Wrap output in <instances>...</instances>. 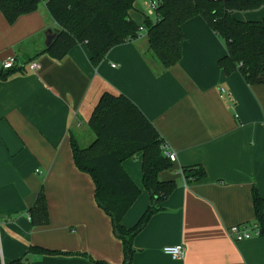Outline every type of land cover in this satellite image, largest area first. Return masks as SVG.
I'll return each mask as SVG.
<instances>
[{
    "label": "crops",
    "instance_id": "crops-1",
    "mask_svg": "<svg viewBox=\"0 0 264 264\" xmlns=\"http://www.w3.org/2000/svg\"><path fill=\"white\" fill-rule=\"evenodd\" d=\"M147 0H136L132 18L143 26ZM259 21L264 6L237 11ZM59 25L45 3L9 23L0 12V61L24 67L0 79V257L25 256L31 245L71 253L28 255L26 264H122V241L95 200L92 177L73 158V138L89 146V118L104 91L127 95L177 154L162 180L177 186L134 239L131 264H264V236L257 234L254 190L264 197V84H249L240 71L225 73L224 40L202 16L183 24L182 58L167 68L149 49L147 30L113 46L94 66L85 43L58 60L46 52ZM31 62L40 68L33 70ZM116 64V66H113ZM225 89V92L222 91ZM142 153L123 167L142 192L123 219L133 227L151 203L143 186ZM203 167L201 180L185 182L183 168ZM43 190L49 221L29 215ZM243 224L249 238L230 228ZM183 244L175 259L165 246ZM85 254H80V253Z\"/></svg>",
    "mask_w": 264,
    "mask_h": 264
},
{
    "label": "trees",
    "instance_id": "trees-1",
    "mask_svg": "<svg viewBox=\"0 0 264 264\" xmlns=\"http://www.w3.org/2000/svg\"><path fill=\"white\" fill-rule=\"evenodd\" d=\"M136 0H0V12L9 23L23 14L36 11L44 2L59 25L56 36L46 48L53 58L62 60L78 44L85 43L94 66L118 44L138 39L147 30L149 49L167 69L182 58L185 39L183 24L202 16L224 40L227 53L219 64L227 74L240 71L249 84H264V18L240 20L237 11L259 9L264 0H160L157 18L146 16L143 26L131 15ZM24 67L4 69L0 61V79L23 71ZM95 133L94 141L81 147L73 138L72 151L77 168L89 174L95 185V200L111 218L113 233L123 243L124 261L131 264L136 251L134 239L151 216L164 208L163 203L177 186L174 179L162 180L160 173L171 169L174 161L164 152L163 137L124 93L104 91L89 118ZM142 153L143 186L151 195V203L131 228L123 219L140 196L141 188L131 179L123 162ZM188 182L206 177L201 167L183 168ZM256 226L264 236V197L254 190ZM29 215L35 225L49 221L46 195L40 191ZM71 253L31 245L22 258L0 264H26L28 255ZM85 254V253H80ZM109 264L104 261H98Z\"/></svg>",
    "mask_w": 264,
    "mask_h": 264
},
{
    "label": "built area",
    "instance_id": "built-area-1",
    "mask_svg": "<svg viewBox=\"0 0 264 264\" xmlns=\"http://www.w3.org/2000/svg\"><path fill=\"white\" fill-rule=\"evenodd\" d=\"M160 4V0H148L147 1V6H148V11L147 14L149 16H152L154 18L156 17V12L157 8ZM17 61L15 57H9L1 61V66L4 69H9L12 67L17 66ZM113 66H116V64H113ZM29 67L33 70L39 69L40 64L38 62H31L29 64ZM223 92H225V89H222ZM164 152L167 156L171 158L172 161L177 160V154L176 152L167 144L164 143L163 145ZM183 179L185 180L187 184V178L186 174L184 171H182ZM231 234L235 237L237 240H241L244 238H249L251 236V232L248 231L247 226L240 224V225H234L230 228ZM257 234H259V230L257 229ZM164 252L170 256H172L175 259H181L185 256V246L183 244H175V245H168L163 248Z\"/></svg>",
    "mask_w": 264,
    "mask_h": 264
},
{
    "label": "water",
    "instance_id": "water-1",
    "mask_svg": "<svg viewBox=\"0 0 264 264\" xmlns=\"http://www.w3.org/2000/svg\"><path fill=\"white\" fill-rule=\"evenodd\" d=\"M57 32H51L48 36H47V41H46V45L48 46L50 44V42L54 39V37L56 36Z\"/></svg>",
    "mask_w": 264,
    "mask_h": 264
},
{
    "label": "rangeland",
    "instance_id": "rangeland-1",
    "mask_svg": "<svg viewBox=\"0 0 264 264\" xmlns=\"http://www.w3.org/2000/svg\"><path fill=\"white\" fill-rule=\"evenodd\" d=\"M148 1V0H147ZM44 2H42L41 3V5L43 4ZM133 13V11L131 12V14ZM147 14V13H146ZM147 16H149L148 14H147ZM150 17H152V16H150ZM156 17H157V14H156ZM154 20L156 19V18H154V17H152ZM143 31V30H142Z\"/></svg>",
    "mask_w": 264,
    "mask_h": 264
}]
</instances>
